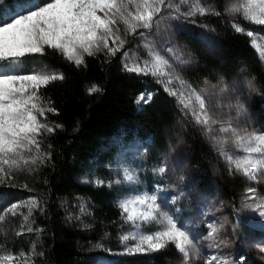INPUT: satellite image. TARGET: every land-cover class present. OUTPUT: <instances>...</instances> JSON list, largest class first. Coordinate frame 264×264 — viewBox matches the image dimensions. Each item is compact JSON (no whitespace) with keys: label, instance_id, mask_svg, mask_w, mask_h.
Instances as JSON below:
<instances>
[{"label":"snow or ice","instance_id":"obj_1","mask_svg":"<svg viewBox=\"0 0 264 264\" xmlns=\"http://www.w3.org/2000/svg\"><path fill=\"white\" fill-rule=\"evenodd\" d=\"M187 3V0H181ZM26 7L21 11L5 15L0 11V183L12 180L13 174L27 166L42 165L51 159L50 153H44L41 148L40 137L45 134L52 135L57 129H62V124L52 125L47 122L48 113L58 115L57 109L52 106L51 100L45 102L41 89L51 82L63 80L64 76L58 72H47L32 69L25 72L24 65L28 57H43L51 49L63 56L69 63L76 67L85 66V57H95L105 53L108 57H116L118 53L123 59V70L138 76H151L156 78V83L162 85L163 91L175 98L178 111L183 116L189 113L194 117L195 123L200 125L207 133L218 132L221 135L210 136L216 146L219 156L227 163L229 173L232 169L242 173L250 181L257 180V172L264 170V133L251 130L245 103L240 100V91L237 85H226L221 80L212 90L199 89L186 82L182 73L193 63L192 54L185 51L186 45L177 42L178 32L182 29L175 28L169 21L178 23H195L190 17L204 15L206 9L194 4L187 12H181L177 6L173 12L161 15L165 0H26ZM172 7V5H167ZM213 11L219 16L220 13ZM227 14L242 13L244 20L253 25L264 26V0H240L226 8ZM183 17V21H181ZM120 25H123V34ZM209 29L207 25L203 26ZM236 33H243L245 29L239 24H232ZM144 29L145 32H138ZM161 37L162 43L157 44L147 33ZM139 35L146 37L145 48L148 49L149 59L141 61L130 58L129 51L124 50L129 41L127 36L134 39ZM249 37L253 36L251 30L247 31ZM209 47L215 44L211 37L201 36ZM255 43V42H253ZM165 53H170L166 57ZM264 54V53H262ZM179 82L180 89L174 88V83ZM249 96L258 92L255 79L246 82ZM100 89L93 86L89 94ZM226 92H236L237 95L228 101L232 107L235 100V116L240 117L233 123V117H226L218 113L221 102L213 99ZM153 98L151 92L140 93L135 103H149ZM213 125H219L214 129ZM128 141H125L121 151L128 152ZM184 143L178 139L176 143L165 145L167 155L158 167L153 168L154 175H164L169 170V157L177 152ZM236 150H243L246 155L239 157L229 154L228 145ZM51 147V145H49ZM253 154H258L259 159H253ZM179 165L177 163L178 170ZM183 175L177 176L175 182L167 187L157 186L155 190L133 191L121 199L117 206L121 210V217L126 223H131L139 229L150 223L162 224L161 230L154 233L134 232L121 236V243L125 246L127 254L156 252L165 249L168 244L182 254V264H194L201 258L197 248L198 238L192 236L186 226H182L174 213L182 210L175 207L169 211L160 202L163 198L158 193L176 192L169 203L177 205L181 197L192 195L195 189L185 191L180 186L185 183ZM97 185L105 181L97 179ZM137 183V176L128 168L123 169L122 179L112 180L113 185H133ZM28 208L24 216L25 222L32 216L33 211L39 207L38 200L31 198L26 202L11 204L5 211L13 216L18 209ZM43 211V209H40ZM84 209L82 208V211ZM245 210L257 213L264 217V198L257 195L256 187H248L239 207L234 208V217H240ZM23 228L17 235H23ZM224 225L213 224L210 231L203 239L209 241V249L230 248L232 241L221 235ZM240 224L233 223L232 233L238 234ZM28 232L38 231L32 227ZM129 240L135 241L129 245ZM99 246V245H98ZM264 253V246L259 247ZM25 253L18 255L7 253L0 255V264H29L31 256H35L33 248L29 259H24ZM40 255H43L40 253ZM243 264L244 257H240ZM204 264H236L228 255L211 254L204 258Z\"/></svg>","mask_w":264,"mask_h":264},{"label":"trees","instance_id":"obj_2","mask_svg":"<svg viewBox=\"0 0 264 264\" xmlns=\"http://www.w3.org/2000/svg\"><path fill=\"white\" fill-rule=\"evenodd\" d=\"M24 1L2 0L0 11L7 17ZM216 1L221 8L224 0ZM208 20L215 29L216 49L212 54L203 56L194 38L188 39L201 65L195 76L239 80L244 87L254 78L262 94H251L253 109L256 120L264 124V65L251 37L246 31L236 33L226 20L213 17ZM42 58L64 76L63 80L41 89L45 102L51 100L59 113H48V120L52 125L62 124L63 128L46 135V153L51 154V159L30 171L18 172L8 185L17 191L33 193L40 200L43 211H36L35 216V227L40 228L35 238L36 264H95L85 247L106 233L116 238L125 222L112 188L106 183L97 185L80 178L93 172L106 182L110 178L106 163L122 141H148L149 147L163 148L174 132V113L168 97L159 89L151 102L137 108L134 104L137 94L151 81L124 71L117 56L99 53L85 57L86 64L81 67L51 49ZM93 86L100 91L90 95ZM190 148L194 162L204 168L198 156L205 153L204 148L191 138ZM244 186L239 178L231 177L219 183L218 188L232 202ZM71 195H80L89 205L84 229L69 224L65 216L63 200ZM177 257L174 245L168 244L156 252L124 255L115 260L116 264H175ZM243 264H264V260L248 258Z\"/></svg>","mask_w":264,"mask_h":264},{"label":"rangeland","instance_id":"obj_3","mask_svg":"<svg viewBox=\"0 0 264 264\" xmlns=\"http://www.w3.org/2000/svg\"><path fill=\"white\" fill-rule=\"evenodd\" d=\"M44 2V0H41ZM240 2V0H224L223 3L218 7V2L216 0H187V3H181V0H165V5L162 6L161 15H166L173 12L178 6L181 12L189 11L194 4L199 5L206 9L204 15L196 14L190 19L194 20L195 23H178L177 21H169L175 28L182 29L178 32L177 42L181 45H186L185 51L192 54L193 63L187 67V70L182 73V77L187 83L191 84L193 88L197 91L199 89L212 90L213 85H217L221 80L225 82L226 85H237L241 95L240 100L245 103L247 111V116L251 124V130H255L258 133H264V124L259 123L256 120L253 100L251 96L247 94V88L239 80L229 79L224 80L222 78H208V77H196L195 71L201 66L198 60V55L192 47L189 45V38H194V42L199 50H201L202 55H210L213 50L216 49V42L213 46L209 47L201 39V36L211 37L215 41V32L207 31L203 27L207 25L209 29H213L211 22L208 17L218 18L226 20L232 26L233 23L242 26L246 33L248 30L253 32L251 37L252 44L257 51L262 64L264 65V26L253 25L251 22L244 20L242 13L237 14H227L226 8ZM172 5V7H167V5ZM26 1L18 4L16 11L23 10L26 7ZM3 8L2 0H0V9ZM209 9L215 10L220 13L219 16L213 14V11H208ZM183 21V17H181ZM121 33L123 34V25H120ZM146 30L140 29L138 32H145ZM147 38H151L155 43H162L161 37L152 36V33H147ZM126 39L129 41L125 44L124 50L129 51L130 58H138L141 61L144 59H149L148 49L145 48L146 37H137L134 39L132 36H127ZM255 42V43H253ZM105 54V53H104ZM106 55V54H105ZM166 57H170V53H165ZM122 66L123 59L121 54L118 53ZM32 69L44 70L47 72H58L57 69L48 66L45 60L40 57H28L26 58V63L24 65L25 72ZM194 73V74H193ZM150 83L140 91L135 100L134 104L137 108L141 107L144 103L137 104L135 101L140 93H155L156 90H161L169 99L173 113H174V132L168 137L167 143H176L178 139H182L184 143L177 150L175 154L169 157V170L166 171L164 175H154L153 168L158 167L159 164L164 160L167 155L165 146L163 148L149 147L148 141L142 140H131L128 141V147L131 151L122 152V146L125 141L119 144L117 151L113 154L111 160L106 163V170L108 172L106 184L109 188L114 191V201L116 205L123 199L126 195L133 191H153L156 187L163 186L167 187L170 183L175 182L177 176L183 175L185 183L181 185L187 192L188 190L195 189L192 195L181 197L177 205H172L169 203V199L172 195H177L179 189L176 192L168 191L163 193H158L163 199L160 201L165 208L169 211H173L175 207L182 208L181 211L175 212L174 215L178 219L182 226H186L193 237L198 238L197 248L200 250L201 258L196 260L194 264H204V258L210 256L211 254L220 255L221 253L228 255L236 264H241L240 257H244V262L248 258L264 260V253L259 251L260 246H264V217H259L257 213H253L250 210H245L240 217H237L238 221L236 223L240 224L239 232L237 235L232 236V225L235 223L234 208L239 207L241 199L245 195V191L248 187H256L257 195L264 198V170L257 172V180L250 181L242 175V173L236 172L235 168L232 169V174L229 173V167L227 163L219 156L218 152L215 150L216 146L211 141L210 136L221 135L218 132L207 133L200 125L195 123L194 117L189 113L186 117L178 111V105L175 98L170 97L163 91L162 85L156 83V78L148 76ZM179 82L174 83V88L180 89ZM236 92H226L220 96L213 97V99L221 102V107L217 109L218 113L225 115L226 117H233V123L240 120V117L235 116V100H232V107L228 106V101L230 98L235 97ZM47 122L50 121L47 119ZM51 124V123H50ZM219 125H213L214 129H218ZM45 134L40 137L41 148L44 153H46L45 145ZM190 138L199 143L205 150V153H200L199 158L204 162V168L198 167L197 163L194 162L192 158V150L190 148ZM165 144V145H166ZM229 154L243 157L246 153L243 150L236 151L231 144L228 145ZM253 159H259L258 154H253ZM177 163L179 165L177 169ZM36 166H27L20 171H30ZM130 169L137 176V183L133 185H113L110 186V182L116 179H122L123 169ZM18 171V172H20ZM13 174L14 178L17 173ZM239 178L245 185L241 189L234 201H227L219 192L218 185L228 178ZM13 178V179H14ZM101 177L97 176L93 172L85 173L80 179L84 182H92L96 184L95 181ZM12 179V180H13ZM102 180V179H101ZM10 180H5L2 182L3 188L0 189V255L12 253L15 255L21 252L25 253L24 259H29V256L34 248L37 255L38 244L35 241L37 233L40 228L35 227L36 223V211H41L40 200L30 192L17 191L12 189L8 184ZM34 198L38 200L39 207L33 211L29 220L25 222L24 216L28 214V208L22 207L18 209L17 214L13 216L11 213H7L5 210L13 203L26 202L29 199ZM65 216L68 219L69 224H76L81 228H85V217L89 213V205L87 201L80 195H71L63 200L62 204ZM82 208L84 209L82 211ZM125 222V220L123 219ZM224 225L221 230V235L232 241L230 248L220 249H209L207 246L209 241L203 239L207 233L211 230L210 226ZM23 228V235H17L20 232L21 226ZM32 227L33 229H38V231L28 232L27 228ZM162 224L150 223L148 225H143L139 229L134 228L131 223L124 224L121 227L117 237H112L109 234H104L100 237L99 241H94L85 247V250L90 254L95 264H116V258L124 255H131L125 252V246L121 243V236L125 234H132L134 232H144L154 233L157 230H161ZM129 245L135 243V241L129 240L127 242ZM99 245V246H98ZM178 259L175 264H182V254L178 251ZM35 256H31L29 259V264H36ZM243 262V263H244Z\"/></svg>","mask_w":264,"mask_h":264}]
</instances>
